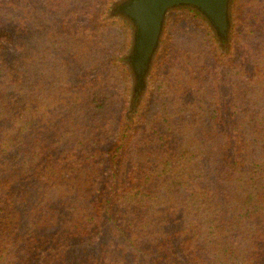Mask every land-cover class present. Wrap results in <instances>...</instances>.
Returning a JSON list of instances; mask_svg holds the SVG:
<instances>
[{
    "label": "trees",
    "instance_id": "trees-1",
    "mask_svg": "<svg viewBox=\"0 0 264 264\" xmlns=\"http://www.w3.org/2000/svg\"><path fill=\"white\" fill-rule=\"evenodd\" d=\"M113 1L0 3V264H264V13L172 17L142 100Z\"/></svg>",
    "mask_w": 264,
    "mask_h": 264
},
{
    "label": "water",
    "instance_id": "water-1",
    "mask_svg": "<svg viewBox=\"0 0 264 264\" xmlns=\"http://www.w3.org/2000/svg\"><path fill=\"white\" fill-rule=\"evenodd\" d=\"M233 0H114L108 17L117 15L130 25L132 46L122 58L133 78V97L141 99L148 89L149 75L161 47L166 22L171 10L190 8L202 16L213 34L225 46L233 29ZM227 41L226 44H223Z\"/></svg>",
    "mask_w": 264,
    "mask_h": 264
},
{
    "label": "rangeland",
    "instance_id": "rangeland-1",
    "mask_svg": "<svg viewBox=\"0 0 264 264\" xmlns=\"http://www.w3.org/2000/svg\"><path fill=\"white\" fill-rule=\"evenodd\" d=\"M5 1L6 0H0V3H4ZM33 1H37V0H33ZM110 9L108 10V12L103 17L104 20L105 19H109L108 13H109ZM185 10H192L196 14V12L193 9H190V8H176V9H173V10H171V12L168 15L167 22H166V27H167L170 19L172 20V17H181L182 18V14H183V12ZM253 12H255V14L258 17L261 16L264 13V0H233L232 1V18H233L234 23H233V29H232L231 38H230L231 39V44H232L233 30H234L235 24L237 23L236 20L240 21L239 25H238V29L240 31H243L245 26H248V24H252L253 25V23H255L258 20V17H253L252 15L250 17H248L249 14H253ZM246 17H248V18H246ZM180 20H179V22L177 23L176 26H172L171 27L172 35H174L175 37H178L179 35H182V33L184 32V28L183 27L188 25L187 21L181 20V22H180ZM242 25H244L243 28H242ZM166 27H165V31H164V34H163V37H162L161 46H162V42H163L164 36L166 34ZM130 37H131L130 46L122 54L119 55V58H122L125 54H127L129 49L132 46L131 29H130ZM200 37H201V35L199 34V36L195 38V42L201 44L202 42L199 41V39H198ZM180 38H184V37L180 36ZM187 48H189V47H187ZM218 48H219L220 52H223L224 49H225V46L219 44ZM160 52H161V47H160V49H159V51L157 53V56H156V58L154 60V63H153L152 69H151V74L153 73L154 69L156 68V64H157L156 62L158 61V59L160 57V55H159ZM150 78L151 77H149V83H150ZM147 91H148V89L146 90V92L143 95V97L146 95ZM190 118H191V116L186 114V115H182V116L177 117V120L183 122V121H186L187 119H190Z\"/></svg>",
    "mask_w": 264,
    "mask_h": 264
}]
</instances>
